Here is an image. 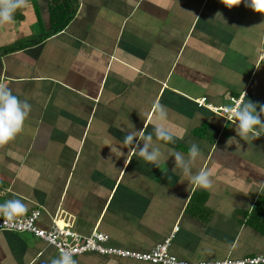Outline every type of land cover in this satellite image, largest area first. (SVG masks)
<instances>
[{"label":"crops","instance_id":"crops-1","mask_svg":"<svg viewBox=\"0 0 264 264\" xmlns=\"http://www.w3.org/2000/svg\"><path fill=\"white\" fill-rule=\"evenodd\" d=\"M72 2L66 17L70 0H29L0 26V83L31 105L23 130L0 146L4 202L21 200L23 216L41 210L44 229L56 220L98 229L112 248L147 253L174 234L180 260L264 255V130L244 140L197 104L228 107L243 93L264 104V15L222 0ZM157 101L175 138L158 142L168 157L159 168L123 143L130 131L153 133ZM189 141L203 153L192 172L211 170V189L173 174L166 149L187 154ZM59 255L31 234L0 232V264ZM76 261L150 264L97 253Z\"/></svg>","mask_w":264,"mask_h":264},{"label":"clouds","instance_id":"clouds-1","mask_svg":"<svg viewBox=\"0 0 264 264\" xmlns=\"http://www.w3.org/2000/svg\"><path fill=\"white\" fill-rule=\"evenodd\" d=\"M222 2L230 9L245 4L254 12L264 15V0H222ZM28 4L29 0H0V26L11 24L14 21L15 12ZM153 111L157 113V123L153 125V133L145 135V127L139 131H130L124 137L123 143L130 146L135 142L133 151L146 163L159 168L162 162L168 160V157L165 156L158 142L174 144L175 138L166 127L168 109L157 101L153 105ZM30 112L31 105L26 100L21 101L10 88L0 83V146L14 140L23 130ZM226 112V119L229 122H236L235 132L244 140L255 139L259 135V132L255 131L257 127L264 130V104L253 103L249 100L243 104L237 102L234 107L226 109ZM141 140L143 143H140ZM231 140L230 138L228 143ZM188 143L187 154L172 148L166 149L168 155L175 158L173 174H178L181 179L187 178L189 185L195 188L211 189L214 183L211 170L201 169L193 174L192 166L198 158H202L203 153L197 142L189 141ZM168 178L171 179V177ZM26 212V205L19 199H10L0 203V214L4 218L5 225L15 221L16 217L23 216ZM55 240L56 235L50 233L49 241L55 243ZM72 253V249L61 248L59 257L52 259L51 264H77V261L72 258Z\"/></svg>","mask_w":264,"mask_h":264},{"label":"built area","instance_id":"built-area-1","mask_svg":"<svg viewBox=\"0 0 264 264\" xmlns=\"http://www.w3.org/2000/svg\"><path fill=\"white\" fill-rule=\"evenodd\" d=\"M248 97V94L243 93L240 97L232 99V106L234 107L237 102L241 104ZM199 107L208 109L209 111L226 119V109L230 107H214L206 102L205 99L197 101ZM227 120V119H226ZM232 123H236L233 121ZM9 190L0 186V203H4V199L8 196ZM42 212L39 209L32 211L29 215L18 216L15 221L4 224V218L0 214V232L11 233H28L35 238L43 241L48 246L54 247L60 254V249H72V258L76 261L80 257L89 253H97L103 256H113L120 259H130L138 262H145L150 264H264V255L244 259V260H225L215 262H190L178 259L175 255L171 254L170 247L174 234L167 239L162 245L154 247L147 253H139L135 251L123 250L118 248L109 247L107 244L110 240L109 235L94 229L90 234H82L74 230L69 222L63 224L56 220L50 229H44L39 225V220ZM60 220V219H59ZM56 235L55 243L49 241V234Z\"/></svg>","mask_w":264,"mask_h":264},{"label":"trees","instance_id":"trees-1","mask_svg":"<svg viewBox=\"0 0 264 264\" xmlns=\"http://www.w3.org/2000/svg\"><path fill=\"white\" fill-rule=\"evenodd\" d=\"M68 3H69V1H67ZM73 4V2H72V0H70V4H69V7L67 8V6H65V3H63V6L65 7V9H64V12H65V16L66 17H68V12L71 10V5ZM60 12H62V10L60 9ZM71 19H72V15H70V20L69 21H71ZM60 20H61V18H60ZM68 21V22H69ZM63 23V24H62ZM67 24V18H64L63 20H62V22H61V25H60V27L58 28V29H60V28H64V26ZM24 45H20L19 47H17V48H14V49H12V50H16V49H20V48H22Z\"/></svg>","mask_w":264,"mask_h":264},{"label":"rangeland","instance_id":"rangeland-1","mask_svg":"<svg viewBox=\"0 0 264 264\" xmlns=\"http://www.w3.org/2000/svg\"><path fill=\"white\" fill-rule=\"evenodd\" d=\"M228 107H231V105H230V106H228Z\"/></svg>","mask_w":264,"mask_h":264}]
</instances>
